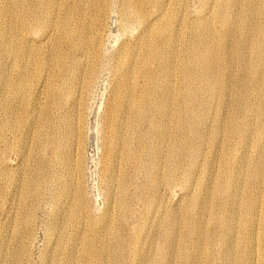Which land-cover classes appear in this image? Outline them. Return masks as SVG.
<instances>
[{"label": "bare ground", "instance_id": "obj_1", "mask_svg": "<svg viewBox=\"0 0 264 264\" xmlns=\"http://www.w3.org/2000/svg\"><path fill=\"white\" fill-rule=\"evenodd\" d=\"M4 1L6 4V22L4 23L3 27H0V74L3 73L2 79L0 78V81L2 80V83L0 82V143H2L4 147L7 146L10 149L13 148L15 145L20 144V147L23 149V147L25 146V144L28 143L29 140L35 141L38 148V161H40V167L37 169V172H35L37 173L38 179L37 177L36 179L28 178L26 181L24 180L25 182L23 183L22 187H25V189L28 190V193L30 191V193L34 195H39L40 190L47 185L45 187L46 190L50 187V189H52V191L55 193L53 201V209L54 211L56 210L55 219H57V217H63L64 224L67 225V228H74L73 230L76 233L88 230V228H90L89 230L94 229L92 235H94L93 237L99 243L103 238L111 239V244L108 246H105L104 244L100 243L93 260L89 261L88 259L82 258L78 260L76 264H175L178 258H181L186 263H189L196 261L197 258L203 253L204 245L213 240H211V237L209 235H205V228L212 225V228L213 226L216 227V229L223 236H227L228 234H230L232 231V220L237 212L234 209V206L236 205L233 204L234 206H229V208L225 211L224 216L222 217V212L219 211L220 206H216L217 209H214L213 207H208L206 202L199 200L197 197V203L194 207H192L194 209L196 208V210L198 211V222H200L201 224L193 226L190 231V234H187L185 232V229L182 230L179 228H183L186 221H189L186 220L185 215H182V212L186 209V207L185 209H183V206H177L175 207L176 209L182 208L179 210V212L169 211L164 213L160 206L163 196L159 194V188H161L160 186L164 185L165 183L166 185L178 184L179 187L180 185L181 187L182 185L186 187L185 185L188 184V177L183 173L184 171H180L179 169L180 165L178 163L180 161V156L182 158L187 157L189 158V160L191 159L190 161H193V163L191 162L193 166L197 163V161H200L203 164L204 162L200 158L201 150L199 148L198 143H201L200 141L210 143L213 141L214 138V141H216V138H218L220 144L222 143L221 137L223 134L220 129L217 130L214 137H205V139L202 138L201 140V137L197 131V125H199L197 123L201 118H199V120L196 118L198 117L197 110L199 109L198 107V109L196 108V105H198L197 102H202L200 101L202 98L215 99L220 93L218 87L221 86L222 81L219 79V76H221L222 74L218 76V73L216 72V68L219 67L220 60L222 61L220 53L221 51L219 52V50L222 49L220 45L217 44L215 45V47H212L210 45L211 47H209L205 46L201 42V44H203L204 46L201 48V52H199V54L195 56L196 53H194L193 49L197 45V43L189 42V52L191 54L190 60H192L194 64L187 63L183 64L182 66V61L179 62L176 55L180 46V42L183 38L182 25L184 20L181 16L178 17V13H176L178 16H174L170 13L169 6L172 0L116 1L118 2V15H120L122 19L126 18L130 22L135 24L138 30H136L137 33L135 35L126 38V40L120 44L117 51L114 52V77H111L112 81L110 83L112 84L113 89L111 90L107 98L102 116V123L105 126V132L106 134H109L110 137L105 141L104 153L102 158L103 163L111 162L105 163L104 169H102V177L105 182V211L98 218V221L95 222V224L93 222V225H86L85 222V224L83 223V215L85 209L83 207L82 191L80 189L81 165L80 163L76 162L69 163L68 155L72 153V149H74L73 153H75L76 155L78 153V142L80 140L81 126L80 109H82V102L89 91V87L92 84V81L97 71V65H99V60L102 57L101 55L104 49V34L105 28L107 26L106 21H108L107 18L110 12L112 2L111 0ZM237 1L202 0V3H200L201 6L199 4V6L201 7V11H198L200 13H212L220 26L227 25L226 27H228V25H231L232 27H234V29L236 28L238 30L243 31V33L241 34L238 33L237 37H233V39H235L234 41L230 37L231 41L233 42L232 44H230L231 46L228 48V50H226L227 52L225 56L230 62H237L241 58L239 50L240 46L242 48L245 42L244 32L247 29H251L250 20L251 15L254 13L251 12L252 14L250 15L245 14L246 16L242 18H239L240 14L238 13L239 17L233 16L234 18H230L229 12L232 10L233 6L238 5ZM188 2L189 0H173V3H177L179 6L183 7L187 6ZM253 2L254 0H244L241 4H243V7L245 6L246 8H249L253 4ZM216 4L217 6L213 8L212 12H210L212 7H214L213 5ZM254 4L257 6L255 8H258L264 16V0H255ZM240 11L241 10H239V12ZM256 14L255 17L257 18ZM199 16L200 15H198L197 18ZM258 20L257 23L260 21ZM205 22L207 23V21ZM262 22L264 23V20ZM260 27L262 26L260 25L259 28ZM259 28L257 27V29ZM209 29L211 30V28ZM257 29L254 28L250 31H253V33L255 31V34L257 36L260 31H258ZM206 30L207 34L212 33L208 31V29ZM126 31L123 32V34H128V31ZM200 31L203 30L200 29ZM219 31H225V28L224 30ZM218 33L219 32H217V34ZM34 35H36V37ZM196 36L199 37L198 34H196ZM260 37H262L261 34ZM209 38L210 36L208 37V39ZM226 38L229 37L226 36ZM255 39L257 41L258 37ZM256 43L258 44L254 43V46H252V48L254 47L253 58L257 61L254 62L256 63L255 66L260 63V66H258L259 71L261 73L260 82L261 84H264V42H262L261 40V43H259L258 41ZM105 56H109V54L106 53ZM250 57L252 58V56ZM223 59L225 58L223 57ZM227 60L225 61L227 62ZM196 62L197 64L199 62L197 66H195ZM251 63H253V61ZM175 64L177 66L176 70L179 71L181 78H184L183 80L185 81L186 78L188 79V77H190V79H195L199 82V84H201L200 86L196 84L197 86H199L200 89L192 90L191 88H189L188 85H184L183 81V84L180 85V87L178 86V88H176V85L173 82ZM242 64L244 63L242 62ZM255 70L256 68L252 71L255 72ZM253 74L255 75V73ZM95 78H97V76ZM192 82H194V80ZM191 84L192 83H190L189 85ZM223 89L224 88H222L221 90ZM240 89L242 90V88ZM236 92L238 93V90ZM243 95L241 96V99ZM222 96L223 95H221V97ZM218 100H216V102ZM263 101L264 96L259 95L256 101L258 102V105H260L257 108L258 117H264V104L261 106ZM242 105L244 106V104ZM171 106H175L177 110L170 109ZM206 108H208V106ZM236 109L238 110V108ZM179 110H183V112L184 110H186L188 112V120L186 118H182L184 120H187V126L192 128V130L190 129L191 131L189 130V132L191 133L190 140L188 139L189 141L185 142L186 145L184 146L185 149L183 153L179 151L180 149L178 147H180L179 145L181 144H178V142H180L182 138L186 137L184 134L185 131L182 130L186 126H182L178 123L180 122L181 118V111L178 112ZM242 112H240V114ZM183 116L185 115L183 114ZM203 116H205V114ZM149 126H153V130L151 131L150 129L151 136H153V138H151L150 133L147 132V128H149ZM226 127L225 130H227ZM242 127L245 129L247 125L242 122ZM261 127H263V125ZM200 129L202 130V128ZM175 131H177V135L171 138V132L174 133ZM235 133H237V131H235ZM193 138L194 140H191ZM224 139L225 138L223 137V140ZM8 141H11V143L9 142L8 144ZM164 145H167L168 152H162ZM251 145L253 146L252 143ZM261 146H259V148L257 149L258 151H253L261 153L262 150L264 151ZM245 147L247 146H244V148ZM15 148L16 147H14V149ZM210 151H213V149ZM241 157H243V155ZM130 163L134 164V168H137L138 170L142 171L141 174L143 173V182L139 184L141 196H137L135 197V199H133V195L131 196V194L129 193V187L131 186V184L129 177L130 174H128V168H130ZM221 165H219V167ZM219 167L217 166L216 168ZM51 168L53 171L55 170V172L59 174V176H57V179L55 178L54 181H49V170ZM160 170H162L163 172H161ZM263 172L264 171L262 169L255 168V170H253V173H251L254 177H258L262 176ZM56 173L55 176L58 175ZM4 174L7 175L6 172ZM210 176L212 179V175ZM215 176L217 178L216 174ZM13 181L15 182V180ZM215 184L218 185V183ZM166 185H164V187ZM232 185L234 186V184ZM174 188H176V186H174ZM211 188L212 187H210V189ZM169 190L170 189H168V191ZM114 191H116V196L114 195ZM195 192L197 193V191ZM234 192L236 193V191ZM186 195H190L188 197V200L186 201L188 202L189 200H191V198H193L194 194L192 192L183 193L181 198L183 199ZM236 195L238 194L236 193ZM257 196H259V194ZM236 198H238V196H236ZM251 198L247 203L245 202L246 204L243 209V212H245V220H247L248 222H250L252 219L251 212L253 207L256 208V206L254 205L256 204L254 199H256L257 197H255L254 199ZM5 199H7V197ZM194 201L195 200L192 199L190 201L191 204L188 203L189 207L187 208H190V205H192ZM133 203L140 205V210L138 214L139 218L142 221H138L136 225L133 224V226L130 227L129 225H127V222L128 217L133 214ZM50 209H52L51 206ZM240 213L241 212H239V214ZM92 220H94V218ZM53 224H55V221H53ZM208 233L209 232L207 231V234ZM246 235H248V238L246 242L247 249H245V254L251 261H253L255 259V255L258 252L255 251L253 246L255 237L252 232H248ZM187 239L191 241L190 249L186 248ZM84 243L86 247H88L87 239H85ZM55 250L57 252H60L61 246L57 245ZM121 250H124V252H122ZM261 252L264 255V245L262 246ZM227 255L230 254H226V256ZM14 256L15 255L11 254L6 255L5 260L10 261L9 259L11 257L13 258ZM245 261L241 260V258L230 257L228 258L226 264H246ZM50 264H54V259L50 261Z\"/></svg>", "mask_w": 264, "mask_h": 264}, {"label": "rangeland", "instance_id": "obj_2", "mask_svg": "<svg viewBox=\"0 0 264 264\" xmlns=\"http://www.w3.org/2000/svg\"><path fill=\"white\" fill-rule=\"evenodd\" d=\"M116 1L117 0H111L112 5L110 8V12H109L110 17L108 15V18H107L108 21H106L107 26L105 28V34H104V41H103L104 49H103V52L101 55L102 57L99 60L100 63H98L100 66L97 65L98 67H97L96 74H98V75L95 74V77L97 76V78L94 77L92 84L89 87V91H88L87 95L85 96L86 98L84 97V100L82 102V109H80L81 126H80V140L78 142V153L76 155L75 153H73L74 149H72L73 150L72 153H70V155H68L69 163L76 162V163H80V165H81L80 189L82 191V203H83V207L85 209L84 215H83V220H84L83 223L85 222L86 225H93V222L95 224V222L98 221V218L105 211V191H104L105 190V182H104L103 177H102V169H104L105 163H111V162L103 163V158H102L103 153H104L105 141L110 138L109 134H106V132H105V126L102 123L103 122L102 116H103V111H104V108L106 105L107 98H108L111 90L113 89V86L110 83L112 81V78L114 77V74H113L114 73L113 58L115 56L114 52L117 51L120 44L123 41H125L126 38H128L132 35H135L137 33L136 30H138L135 24H133L132 22H130L126 18L122 19L121 16L118 15L119 14L118 10H117L118 9V4H117L118 2H116ZM238 1H237L238 5L236 4L237 6H233L232 10H231L232 12L231 11L229 12L230 18L239 17V14H240L239 18H242L246 15L252 14L253 12L254 13L251 15V20H250L251 29H247L244 32L245 33L244 34L245 42H244V45L242 46V48L240 46L241 51L239 50V53L243 57L240 55L241 58L237 62L236 61L230 62L227 60V57H225L226 52H227L226 50H228V48L231 46L230 44H232V42L235 40V39H233V37L234 38L237 37L238 36L237 34L238 33L241 34V33H243V31L238 30L236 28L234 29V27H232L231 25H228V27H226L227 25L220 26L219 23L217 22L216 18H214V15L212 13L209 14V13L198 12V11H201V7H200L201 4L200 3H202V0L201 1L200 0H189V2L187 3V6H185V7L179 6L177 3H173V0H172L170 2V6H169V11L172 15H174V16L179 15L178 17L181 16L184 20L183 25H182V29H183L182 36H183V38L180 42V46L178 48L177 55H176L178 61L179 62L182 61V66H183V64H187V63L188 64H194L192 62V60H190L191 54L189 52V47H190L189 42L190 43L191 42L197 43V45H196L197 47L195 46L194 49L192 48L194 53H196L195 56L197 54H199V52H201L200 50L204 45L209 46V47H211V46L215 47V45L219 44L222 49L224 48L223 50L222 49L219 50V52L221 51L220 52L221 53V59H222V61L227 60V62L223 61L224 62L223 63L220 60L219 67L216 68V72L218 73V76L222 74L221 76H219V79L223 82V83L221 82V86L218 87L220 93L218 92L219 94H218L217 98L219 100L217 98H215V99L202 98L203 100L202 99L200 100L202 102L198 101L197 102L198 105H196V108L197 107L199 108V109L197 108L198 109L197 110L198 117H196V118L198 120H199V118H201L200 119L201 121L197 120L198 121L197 124H199V125H197V131L201 137L200 139L202 140V138L205 139V137H207V138L214 137L217 130L220 129L222 134H223L221 137L222 143L220 144V142L218 141L219 140L218 138H216L217 139L216 141H214L215 138L213 139L214 143H213V141L210 143H208V142L206 143L205 141H200L201 143H198L199 148L201 150L200 158L204 162L203 164L200 161H197V163L194 164V166H193L191 164V162L193 163V161H190L191 159L189 160V158H187V157L182 158L180 156V161L178 163L180 165L179 169H180V171H184L183 173L188 177L189 182L187 185H185L186 187H184L183 185H182V187H181V185L179 187L178 184L166 185V183L164 184V185H166L165 187H164V185H161L160 186L161 188H159V194L163 197H162V202H161L160 206H161V209L164 213L169 212V211L179 212L180 209H182V208L185 209V207H186V209H188V210H186V209L183 210L182 215L183 216L185 215L186 220H189V221H186L183 228L179 227L182 230L185 229V232L187 234H190V231H191L193 226H196L197 224L198 225L201 224L200 222H198L199 221V213L196 210V208L195 209L193 208L195 206V204L197 203V199H196L197 197L199 200L206 202L208 207H213L214 209H217L216 206H220L219 211L222 212V217L224 216L225 211L229 208V206L231 207V206L236 205V206H234V209L237 211L233 220H232V231L230 234H228L227 236H223L216 229V227L213 226V228H212V225L208 226L207 228H205L204 233L206 236L209 235L211 237V240L212 239L213 240L210 241L209 243H207L206 245H204L203 253L197 258V260L194 262L186 263L183 259L178 258L177 261L175 262V264H226L228 258H230V257L241 258V260H243V261L246 260L245 261L246 264H264V255L261 252L262 246L264 245V218H262V217H264V179H263L264 178L263 177L264 172L262 173V176L254 177L252 175L253 170H255V168H259V169H262L264 171V168H263V166H264V151L262 150L263 153L262 152L261 153L255 152L259 148V146H261V145H263L261 147H262V149H264V143H263L264 142V123H263L264 117H262V116L258 117L257 108L260 105H258V102H256L257 97H259V95L264 96V88H261V87H264L263 86L264 84H261V82H260L261 81V78H260L261 73H260L259 67H258V66H260V63L259 64L257 63L258 65L255 66L256 63H254V62H257V61L254 60V58H253L254 57V49H253L254 47L252 48V46H254V43L258 44V43H256L257 41L259 43H261V40H262V42H264V32H262V31H264V28H263L264 23L262 22L264 20V16L258 8H255V7H257L254 4L255 0L253 2V4L255 6L252 4L249 8H246L245 6L243 7V4H241L244 0H242V1L238 0ZM199 4H200V6H199ZM210 5H212V4H210ZM213 6L214 7H212L210 12H212L213 8H215L217 6V4L213 5ZM199 7H200V9H199ZM173 8H174V10H173ZM240 8H242V9H240ZM5 9H6L5 1L0 0V27H3L4 23L6 22ZM251 9H255V10H251ZM239 10H241V11L239 12ZM249 10H251V11H249ZM174 12H175V14L178 13V15L177 14L175 15ZM255 14H256L257 18L255 17ZM198 15H200V16L197 18ZM256 19L257 20L259 19L260 21L258 20L259 22L257 23ZM200 20H202V21H200ZM205 21H207V23ZM253 22H254V24H253ZM208 23L210 26L208 25ZM260 25L262 27L259 28ZM205 26L208 28H206ZM199 27L203 31H200ZM204 27H205V29H204ZM257 27L259 29H257ZM209 28H211V30ZM224 28H225V31H222L223 33L219 31V30H224ZM254 28H256L258 31L260 30L259 34L257 36L255 34V31H254V33H253V31H250ZM206 29H208V31H210L212 33L207 34ZM229 30H230V32H229ZM231 30H232V32H231ZM233 30H235V31H233ZM125 31L130 35L123 34V32H125ZM217 32H219V33L217 34ZM196 34H198L199 37H197ZM214 34H215V36H214ZM260 34L262 37H260ZM253 35H255V36H253ZM34 36L36 37V35H34ZM209 36H210V38L208 39ZM226 36L229 38H226ZM230 37L232 38L233 41H231ZM250 37L252 38V40ZM257 37H258V39L256 41L255 38H257ZM201 39H203V40H201ZM228 39H229V41H228ZM194 40H196V41H194ZM209 40H211V41H209ZM254 40H255V42H254ZM213 41H215V42H213ZM201 42L204 45L201 44ZM245 45H247V46H245ZM184 46H185V48H184ZM249 48L250 49L252 48V49L250 50ZM179 50H180V53H179ZM224 51H225V53H224ZM104 53L109 54V56H105ZM250 56H252V58ZM223 57L225 59H223ZM252 61H253V63H251ZM179 62H177V63H179ZM242 62L246 66H248V65L249 66L246 67L244 64H242ZM198 64H199V62H198ZM198 64L196 62L195 66H197ZM224 64H225V66H224ZM103 65H104V67H103ZM110 66H111V68H110ZM226 66H229V67H226ZM245 67L247 68V70ZM255 68H256L255 72L252 71ZM176 69H177V66L175 64L174 73H173V79H174L173 82L175 83L176 88H178V86L180 87V85H182L184 83V85H188L189 88H191L192 90L200 89L199 86L201 84H199L198 81H196L195 79H190V77H188V79L186 78V81L183 80L184 78H181L179 71ZM248 69L249 70L251 69V70L249 71ZM219 71H220V73H219ZM109 73H110V75H109ZM253 73H255V75ZM258 76H259V78H258ZM2 77H3V73L0 74L1 79H2ZM189 79H190V81H189ZM193 80H194V82H192ZM182 81H183V83H182ZM0 82L2 83V80ZM188 83L189 84L192 83V84L189 85ZM193 83H194V85H193ZM196 84L199 86H197ZM224 84L226 85V87ZM255 85H257V86H255ZM157 86H158V84H157ZM222 88H224L223 89L224 91L221 90ZM240 88H242V90ZM237 90H238V93L236 92ZM221 91H223V92H221ZM256 92H257V96H256ZM262 93H263V95H262ZM219 95H220V97H221V95H223V96L220 98ZM236 95H238V96H236ZM242 95H243V97L241 99ZM157 96H158V94H157ZM255 99H256V101H255ZM216 100H218V101L216 102ZM221 102H222V104H221ZM239 102H241V103H239ZM242 104H244V106ZM263 104H264V101L261 104V106ZM253 105H255V106H253ZM207 106H208V108H206ZM233 106H234V108H233ZM237 106H239V107H237ZM209 107H211V108H209ZM263 107H264V105H263ZM236 108H238L239 111L241 110L240 112H242V109H243V112H244V110H245V112L244 113L242 112L241 113L242 115H241L240 112ZM246 108H247V110H246ZM251 108H252V110H251ZM95 109H97V110H95ZM170 109L177 110L175 106H171ZM210 110H212V111H210ZM178 112H180V115H181L180 116L181 117L180 122H178V123L182 126H186L182 129L185 131L184 134L186 137L182 138L181 141L178 142V144H181V145H179L181 148L178 147L180 149L179 151H181V153H183L184 149H185L184 146L186 145L185 142L186 141L188 142L190 140L191 133L189 132V130L190 129L192 130V128H190L186 124L187 123L186 121L188 120L187 118H189L188 112L186 110H184V112H183V110H179ZM185 112H186V114H185ZM203 112H205V113H203ZM208 112H209V114H208ZM183 114L185 116H183ZM204 114H205V116H203ZM206 116L207 117L209 116L208 119ZM182 117L184 119L186 118L187 120H184ZM232 117H235V118H232ZM202 118H203V120H202ZM229 120H231V121H229ZM234 120H236V121H234ZM184 121H185V123H184ZM242 122L247 125V127L245 129L242 127ZM250 122H252V123H250ZM201 124H202V126H201ZM236 125H237V129H236ZM255 125H256V127H255ZM262 125H263V127H261ZM226 126L229 128H227ZM251 126H253V127H251ZM142 127H143V125H142ZM225 127L227 130H225ZM200 128H202V130ZM150 129L152 131L153 126H149V128H147V132L150 133V137L153 138V136H151ZM94 131H95V133H94ZM201 131L204 134H202ZM235 131H237V133H235ZM224 132H226V133H224ZM259 133H260V135L262 133L263 134L260 136ZM176 135H177V131H175L174 133L171 132L170 137L173 138V136H176ZM223 137L226 140L225 139L223 140ZM256 138H257V140H256ZM258 138H259V140H258ZM251 139H252V141H251ZM191 140H194V138ZM9 142L11 143V141H8V144H9ZM248 142H249V144H248ZM251 143L253 144L254 147L251 145ZM254 144H256V145H254ZM212 146H213V148H212ZM244 146H247V147L244 148ZM14 147H16V148L14 149ZM14 147L10 149L7 146L4 147V145H2V143H0V160H1V162H0V264H50V261L53 259H54V264H76L77 261L82 259V258L88 259L89 261L93 260L100 243L104 244L105 246H108L111 244V239H109V238L104 239L103 238L101 240V242L99 243L93 237L94 235H92L94 229L89 230L90 228H88V230L83 231L84 233L83 232H77L76 233L73 230L74 228H72V229L67 228V225L64 224V218L63 217H60V218L57 217V219H55L56 218V214H55L56 210L54 211V209H53V201H54L55 193L52 191V189H50V187L47 189L48 190L47 191L45 188L47 186L46 185L44 188H42L40 190L39 195H34V194L30 193V191L28 193V190H26L25 187H22L23 183L28 178L36 179V177H37V173H35V172H37V169L40 167V161H38L39 155H38V148H37L36 142L33 140H29L28 143L25 144L23 149L20 147V144L19 145L17 144ZM5 148H6V150H5ZM211 148L213 149V151H210V150H212ZM21 150H22V152H21ZM253 150H255V151H253ZM162 152H164V153L168 152L167 145H164ZM241 152H242V154H241ZM2 155H4V156H2ZM7 155H9V156H7ZM242 155H243V157H241ZM17 156H19V157H17ZM75 157L78 159H76ZM214 157L216 158V160ZM181 159H182V161H181ZM229 159H231V160H229ZM239 159H240V161H239ZM222 160H223V162H222ZM227 160H228V162H227ZM247 160H249V161H247ZM243 161H245V162H243ZM5 163H7V164H5ZM228 163H230V164H228ZM261 163H262V165H261ZM21 164H23V165H21ZM132 164L133 163H130L131 166L129 165L130 168H128V174L131 175V176L129 175L130 184H131V186L129 187V193L131 194V196L133 195L132 198L135 199V197L141 196V192L139 190L140 189L139 184H141L143 182L142 181L143 180V173L141 174L142 171L138 170L137 168H134V164H133V166H132ZM221 164H223V165H221ZM259 164H260V166H259ZM203 165H205V166H203ZM219 165H221L220 166L221 169H220ZM217 166L219 168H216ZM34 167L36 170L34 169ZM21 168H22V170H21ZM186 168H188V169H186ZM201 168H202V170H201ZM242 168H244V169H242ZM252 168H254V169H252ZM216 170H218V171H216ZM160 171L163 172L162 170H160ZM5 172L7 173V175L4 174ZM243 172L245 175L247 174L246 178H245V175L243 174ZM55 173H56L55 170L53 171L52 168L49 170V181H54L55 178L57 179V176H59V174L56 173L58 175L55 176ZM186 173H188L189 175ZM249 173L251 174V178H250ZM215 174L217 175L218 180H217ZM235 174H237V175H235ZM29 175H31L32 177ZM141 175H142V177H141ZM210 175H212V179H211ZM228 175H230V176H228ZM136 176H138V177H136ZM190 177H191V179H190ZM261 177H263V178H261ZM243 178H245V179H243ZM255 178L257 181L255 180ZM37 179H38V177H37ZM198 179H199V181H198ZM201 179H202V182H201ZM249 179H251V180H249ZM13 180H15V182ZM135 180H136V182H135ZM234 180H236V181H234ZM243 180H244V182H243ZM261 180H262V182H261ZM10 182H13V183H10ZM212 182H213V184H212ZM215 183H218V185H216ZM243 183H245V184H243ZM260 183L263 185H261ZM229 184H231V185L234 184V186L233 185L231 186ZM236 184H238V185H236ZM134 185L137 187H135ZM195 185H197V186H195ZM132 186H134V187H132ZM174 186H176V188H174ZM210 187H212V188L210 189ZM165 188H168L170 190L168 191V189H165ZM213 188H214V190H213ZM21 189H23V190H21ZM136 189H137V191H136ZM172 189H173V191H172ZM231 189H232V191H231ZM4 190H5V192H4ZM24 190H26V191H24ZM219 190H220V193H219ZM195 191H197V193ZM216 191H217V193H216ZM234 191H236V193L238 195H236V193ZM21 192H23V193H21ZM25 192L27 193V195ZM191 192L194 194L193 198H191V200L193 199L196 202L194 201V203L192 205H190V208H187V207H189L188 203L191 204L190 203L191 200H189L188 202H186V201L188 200V197L191 194L189 196L186 195L187 197L184 196L183 199L181 198V196L183 193H191ZM162 194H164V195H162ZM210 194H211V196H210ZM256 194L257 195L259 194L260 197L257 196ZM23 195H25V196H23ZM114 195L116 196V191H114ZM214 196H215V198H214ZM236 196H238V198H236ZM6 197H7V199H5ZM255 197H257V198L254 199ZM250 198L255 200L256 204H254V205L256 206V208L253 207L252 212H251L252 215L250 214L252 216V219L250 222H248L247 220H245V212H243L244 211L243 209L245 207V204L250 200ZM209 199H212V200H209ZM236 199H237V201H236ZM257 199L259 201V205H258ZM230 201H231V203H230ZM235 201H236V203H235ZM260 201H262V202H260ZM211 202L214 204H212ZM50 206L52 209H50ZM177 206H179V207L183 206V207L180 209H176L175 207H177ZM238 206H240V207H238ZM132 207H133L132 208L133 214L131 215L132 217L131 216L128 217V222H127V225H129L130 227H132L133 224L136 225L138 223V221H142L139 218V214H138L139 210H140V205L133 203ZM239 208H240V210H239ZM185 212L187 215L185 214ZM239 212H241V213L239 214ZM194 214H197V215H194ZM248 214H249V212H248ZM248 217H249V215H248ZM93 218H94V220H92ZM53 221H55V224H53ZM129 223H131V224H129ZM202 223H203V221H202ZM207 231L209 232L208 234H207ZM248 232H252L254 234L255 239L253 242V246H254L255 251H258L257 254L255 255V259L253 261H251L247 257V255L245 254V249H247V243L246 242H247V238H248V235H246V234ZM90 235H92V236H90ZM85 239H87V241H88V247H86V245L84 243ZM57 245L61 246L60 252H57L55 250ZM130 246H136V245H130ZM231 246H232V248L234 247L233 250H232ZM190 247H191V241L189 239H187L186 248L190 249ZM230 248H231V251H233V252L230 251ZM228 250L232 254L229 253ZM121 251L124 252V250H121ZM9 254L15 255V256L13 258L11 257L9 259L10 261H7V260H5V258H6V255H9ZM226 254H230V255L226 256ZM126 261H127V259H126Z\"/></svg>", "mask_w": 264, "mask_h": 264}]
</instances>
